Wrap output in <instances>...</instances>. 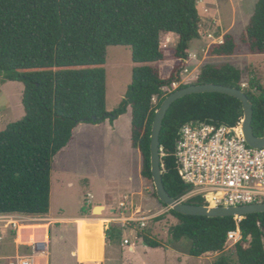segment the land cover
<instances>
[{"label": "trees", "instance_id": "trees-1", "mask_svg": "<svg viewBox=\"0 0 264 264\" xmlns=\"http://www.w3.org/2000/svg\"><path fill=\"white\" fill-rule=\"evenodd\" d=\"M200 21L197 0H0V78L3 83L23 84L24 108L21 119L0 130V215H46L53 159L70 142L75 126L113 121L128 109L131 144L142 156L141 175L152 181L150 133L155 111L167 95L162 87L179 80L189 42L200 38ZM169 32L178 36L174 57L180 63L163 79L152 63L165 59L161 39ZM243 44L250 55L264 54V0L256 1L239 41L225 33L223 42L209 46L208 54L237 55ZM110 45L129 46L135 65L120 105L108 112L103 65ZM241 80L242 71L231 63H205L194 83L241 88ZM249 86L244 91L253 104L252 126L261 136L264 85L251 78ZM242 117L241 102L223 93H193L172 103L160 134L162 177L171 196L180 198L190 189L174 157L179 128L197 119L234 126ZM186 202L205 204L200 196ZM167 213L177 220L169 228L172 240H188L186 252L194 257L222 252L228 231L236 228L230 216L187 215L173 209ZM239 228L242 238L233 245L236 261L220 254L213 264H264V212L245 215ZM105 233L114 242L121 237L123 226L113 224ZM103 235L101 222L78 224L75 255L80 263L102 261ZM142 238L150 247L161 245L146 234Z\"/></svg>", "mask_w": 264, "mask_h": 264}, {"label": "rangeland", "instance_id": "rangeland-1", "mask_svg": "<svg viewBox=\"0 0 264 264\" xmlns=\"http://www.w3.org/2000/svg\"><path fill=\"white\" fill-rule=\"evenodd\" d=\"M198 1H200L197 4L201 9L202 30H200V38L189 42V48L198 51L200 55L194 65L191 61L185 62L186 65H183V68L186 67L189 73L190 69L194 73L197 71L199 73L201 66L205 63L221 65L228 62L242 71L240 82L242 89H249L251 78H255L264 85V54L250 55L244 44L240 53L231 56H210L206 53L202 55L203 51L201 50L207 41L205 38L206 27L210 25V28L217 27L216 35L220 34L221 31L228 32L239 41L245 32L257 0H212V3L208 5H206L205 0ZM205 6L211 7V24L210 20L207 21L204 18L208 16ZM212 15L219 20L214 21ZM166 44L165 41V44L161 46L166 55L165 59L152 63L153 66L160 69L163 79H167L180 63V60L174 57L175 44L172 42L168 46ZM134 65L129 46L110 45L106 48V61L103 67L105 69L106 110L108 112L120 105L132 81ZM183 70L180 69L178 83L182 77H186ZM187 79L190 80V78ZM192 81L194 83L196 79L190 80V82ZM22 88L21 82L6 81L3 83L0 78V130H3L8 123L23 117L24 108L20 92ZM157 100V97L153 98L154 104L157 103ZM91 125H85V127H89L86 130H80L82 124L75 129L73 139L53 159L50 215H55V217L82 215V208L86 207L84 217L105 219V216L112 214L110 209L94 212V208L100 204L90 207V204H86V198H90L95 205L94 203H102L104 195L117 199L128 194L132 197L135 207L140 206L142 214H146L149 218L145 220V226L139 225L137 230L130 228L127 223H125L126 227L122 224L123 233L114 242H109L105 233L106 229L114 223L106 224L104 222L105 259L103 264H213L214 259L220 254L229 256L233 262L236 261L233 245H226L222 252L194 257L186 252L190 245L188 240H172L169 228L177 220L167 213L168 208L154 196L153 182L141 175L142 156L140 151L131 144L130 109L113 121L106 119L104 124ZM90 194L96 196V199ZM98 195L101 198H98ZM117 201L120 200L117 199ZM50 215L32 216L41 222L23 224L18 228L17 242L25 243L20 245L18 249L14 247L11 231H8L6 238L0 245V257L33 254L32 247L29 245L31 240L34 237L47 240L49 234L48 251L50 252L48 258L45 256L46 261L37 258L35 259L36 264H72L74 258H72L70 251L75 247L77 249L76 227L78 228V224L82 222V216L77 217L74 221L76 224H74L65 219L55 220L53 217H49ZM156 217L161 218L158 220ZM58 229H63L64 238L59 237ZM143 234L159 241L161 245L155 248L148 246L143 241ZM125 238L129 239L130 245L124 244ZM131 245L134 246V251L130 249Z\"/></svg>", "mask_w": 264, "mask_h": 264}, {"label": "built area", "instance_id": "built-area-1", "mask_svg": "<svg viewBox=\"0 0 264 264\" xmlns=\"http://www.w3.org/2000/svg\"><path fill=\"white\" fill-rule=\"evenodd\" d=\"M207 37L210 42L205 47L206 51L211 44L223 42L222 38L214 37L211 33ZM203 51L205 52L204 49ZM197 58L196 53L188 51L185 62ZM183 72L186 77L192 74L190 80L199 76L198 71L194 73L190 69L189 73L186 67ZM190 80L183 78L180 83L173 81L163 86L162 91L168 94L180 84H189ZM234 126L197 119L187 121L179 128L174 155L182 181L190 186L180 200L200 196L206 204L212 206L264 202V146H250L241 133L232 131ZM118 203L117 207L109 208L112 214L105 216L106 224L127 223L136 230L139 225L145 226V220L149 216L142 214L140 206L135 207L131 196L125 195ZM241 219L242 217L234 218L236 228L228 231L226 245H234L242 238L239 228ZM37 220L39 219L32 216L1 214L0 235L1 227L11 226L13 230H17L20 225L38 223ZM124 244L130 245L128 238L124 239ZM35 256V253L7 256L0 264H35Z\"/></svg>", "mask_w": 264, "mask_h": 264}, {"label": "water", "instance_id": "water-1", "mask_svg": "<svg viewBox=\"0 0 264 264\" xmlns=\"http://www.w3.org/2000/svg\"><path fill=\"white\" fill-rule=\"evenodd\" d=\"M208 92H218L223 93L232 97L237 98L243 109V117L240 122H238L232 129L235 133H241L245 141L252 147H262L264 146V134L257 136L254 133L252 126L253 119V104L251 103L248 95L242 88L232 87L217 83H190L185 87L177 88L170 93H168L159 107L155 111L154 119L151 126L150 133V164H151V174L154 189L157 198L169 209L174 211L187 214V215H198L207 217H244L245 215L252 213L264 212V202L263 203H249L243 205H218L212 206L210 204H193L186 201H182L179 198L171 196L166 190L162 177V150L160 145V134L163 119L172 105L177 99L182 98L186 95L193 93H208ZM102 206H96L94 212L97 208ZM146 243V242H145Z\"/></svg>", "mask_w": 264, "mask_h": 264}, {"label": "crops", "instance_id": "crops-1", "mask_svg": "<svg viewBox=\"0 0 264 264\" xmlns=\"http://www.w3.org/2000/svg\"><path fill=\"white\" fill-rule=\"evenodd\" d=\"M198 2H200V1H198L197 0V3ZM205 3H206V5H208V4H211L212 3V0H205ZM197 6H198V9H199V12H200V17L202 18V16H201V9H200V7H199V5L197 4ZM205 8H206V12H207V14H208V16H205L204 18L207 20V21H209L210 20V24H211V7L209 8V6H205ZM212 17H213V20L214 21H218L217 20V17H215V16H213L212 15ZM215 17V18H214ZM209 24V25H210ZM211 27V25L210 26H208V27H206L207 29L205 30V38H206V43L203 45V47L201 48V50L203 51V49L205 50V52L203 51L202 52V55H204L205 53L206 54H208V51H206V49H205V47H208V45H209V42H210V39L207 37V34L208 33H211L214 37H217V38H222L223 39V35L225 34V33H228V32H224V31H221V33L220 34H218V35H216V28L217 27H215V28H210ZM202 28V26H201V23H200V29ZM202 30V29H201ZM221 30V29H220ZM202 32V31H201ZM178 38V36L175 34V33H173V32H169V33H166V34H164L163 36H162V39H161V46H162V44H165V41L167 42V44H166V46H168V44L170 43V42H172L173 44H175V46H176V43H177V39ZM174 41V42H173ZM192 41V40H191ZM188 50H189V52H194V53H196L197 54V57H199V52L198 51H196V50H194V49H190V48H188ZM195 61H197V60H191V63H193L192 65H194L195 64ZM187 63V62H186ZM183 78H189V77H182V79ZM6 83V82H5ZM188 83H193V81L192 82H188ZM22 91H23V88L20 90V92H21V95H22ZM105 122V121H104ZM104 122H102L103 124H104ZM82 124V129H80L81 131L82 130H86V129H88L89 127H85V125H88V124H92V123H85V122H81V123H79V124H77L76 126H75V128L73 129V134H74V130L75 129H77L80 125ZM98 124L99 123H97V124H92L91 126H98ZM81 133V132H80ZM72 139H73V135H72ZM71 139V140H72ZM70 140V141H71ZM70 143V142H69ZM68 143V144H69ZM67 144V145H68ZM66 145V146H67ZM65 146V147H66ZM64 147V148H65ZM51 191V190H50ZM89 194V193H88ZM125 195H128V194H124L121 198L120 197H118L117 199H119V200H122L123 199V197L125 196ZM90 196L91 197H94V199H96V196H94V195H92V194H90ZM98 198H101V196H97ZM103 201H102V203H99L97 200H96V202H98V203H94L95 205H93V202L91 201V199L90 198H86V204H90L89 206L90 207H94V206H96V205H98V204H100V206H102L103 208H102V210L104 209V211L105 210H107V209H109V208H114V207H117L118 206V202L119 201H117V199L116 198H113V197H109V196H107V195H104L103 197ZM117 201V203H115ZM113 204H116V205H113ZM110 205H113V206H110ZM110 206V207H109ZM85 209V211H86V207L84 208ZM50 210V209H49ZM101 210V211H102ZM82 215H77V216H69V217H66V216H61V217H55V215H50L49 214V212L46 214V215H50L49 217H53L55 220H63V219H65V220H68V221H71V222H73L74 224H76L74 221H75V219L77 218V217H80V216H82V221H90V220H88L90 217H84V211H83V208H82ZM16 215H20V214H16ZM20 216H26V215H20ZM57 216V215H56ZM31 217V216H30ZM38 221V223L39 222H41V220H37ZM98 222H101V223H103L104 224V222L105 221H98ZM34 224H36V223H34ZM18 230V229H17ZM17 230H13L12 228H11V226H4V227H1V238H0V245H1V243H2V241L6 238V236H7V234H8V231H11V233H12V241L14 242V247H16L17 249L20 247V245H22V244H25V243H18L17 242ZM57 231H59L58 233H60V235H59V237L60 238H64V232H63V229H58ZM76 231H77V227H76ZM75 231V232H76ZM47 233H48V229H47ZM63 235H62V234ZM75 235H76V233H75ZM105 236L103 235V238H104ZM34 238H37V237H34ZM33 238V239H34ZM50 237H49V234H48V238H47V242H45V243H41L40 245H38V247H36L35 248V245H36V243H31L30 242V246L32 247V251H33V254L35 253L36 254V252L38 251V250H40V249H38L41 245L42 246H44L45 244V246H46V248H47V251H48V243H49V239ZM32 239V240H33ZM31 240V241H32ZM104 245H105V241L103 240V248H102V261L101 262H99V263H97V264H103L104 263V259H105V250H104ZM133 248V249H132ZM132 248H130L132 251H134V246H132ZM43 251H44V249H42ZM49 252L50 251H48V255H49ZM71 255H72V258H74V260L72 261V264H79L80 262L77 260V257H76V255H75V252H76V247L74 248V249H72L71 251ZM207 254V253H206ZM15 255H29V254H15ZM48 255H46V257L48 256ZM51 255V254H50ZM204 255V254H203ZM9 256H12V255H9ZM5 257H7V256H1L0 257V261L1 260H3ZM200 257H202V256H200ZM45 259V261L47 260L46 258H45V255H44V253L42 252V255H38V254H36V256H35V259ZM48 258V257H47ZM129 263V262H128ZM35 264H36V262H35ZM130 264V263H129Z\"/></svg>", "mask_w": 264, "mask_h": 264}, {"label": "bare ground", "instance_id": "bare-ground-1", "mask_svg": "<svg viewBox=\"0 0 264 264\" xmlns=\"http://www.w3.org/2000/svg\"><path fill=\"white\" fill-rule=\"evenodd\" d=\"M102 208L103 207H100V208H97L96 209V212H99V211H101L102 210ZM47 219V218H46ZM88 220H90V221H94V222H98V221H106V219H104V218H98V217H95V218H89ZM23 225V224H22ZM22 225H20V226H22ZM19 226V227H20ZM18 227V228H19ZM45 242H47V240L46 239H40V238H34L32 241H31V243H36V245H35V248L36 247H38V245H40L41 243L43 244V243H45ZM46 245V244H45ZM40 246L38 249H40V250H38L37 252H36V254H38V255H42V252L44 253V255L46 256V255H48V251L46 250V246ZM42 249H44V251L42 250Z\"/></svg>", "mask_w": 264, "mask_h": 264}, {"label": "flooded vegetation", "instance_id": "flooded-vegetation-1", "mask_svg": "<svg viewBox=\"0 0 264 264\" xmlns=\"http://www.w3.org/2000/svg\"><path fill=\"white\" fill-rule=\"evenodd\" d=\"M174 157H175V155H174ZM176 159V158H175Z\"/></svg>", "mask_w": 264, "mask_h": 264}]
</instances>
